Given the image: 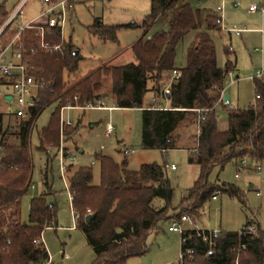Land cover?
Masks as SVG:
<instances>
[{"label":"trees","instance_id":"16d2710c","mask_svg":"<svg viewBox=\"0 0 264 264\" xmlns=\"http://www.w3.org/2000/svg\"><path fill=\"white\" fill-rule=\"evenodd\" d=\"M191 1L151 0L150 14L143 22L147 29L145 35L131 46L134 61L119 66L103 65L70 87L64 80L65 73L76 72L80 60L79 53L74 54V46L70 42L62 43L60 33L54 30L46 34L45 40L50 45L61 44V49H42L36 30L25 31L21 44L30 72L45 83L38 94V107L33 112L40 115L47 106L57 104L48 126L39 135L38 149L48 152L49 147L59 146L62 107L95 106L104 92L113 96L114 107L142 109L141 146L147 150L175 148V130L185 121L197 122V113L190 109L210 108L212 110L201 123L196 148L189 157L190 162L199 166V175L181 202L192 201L197 210L220 190L222 194L237 197L245 205L239 186L211 183L209 176L215 166L225 167L231 161L238 164L245 157L264 165V75L254 78V103L246 108L228 109V129L220 131L215 105L225 89L233 63L227 60L224 68L218 66L216 46L208 33L220 30L221 18L212 11L203 13L195 9ZM165 15L170 16L168 28L148 38L150 26ZM8 17L5 5L1 4L0 27ZM133 26L109 27L100 22L88 29L103 41H117L120 27ZM11 27L1 35L3 44L15 34L10 31ZM192 31L197 33L187 50L186 65L177 67V47ZM226 54L230 55L228 48ZM175 68L180 69L181 78L173 84L171 94L164 95L170 72ZM147 94L168 97L171 109H151ZM29 124L20 123L19 145L0 141L3 146L0 155V264H45L48 251L34 240L40 238L45 229L57 227V205L48 200V193L32 197L28 221L21 218V198L28 191L33 167ZM69 127L71 125L66 128ZM77 129L78 125L71 131ZM6 131L0 113V134ZM95 159L101 170L99 184L93 182L92 166H81L68 178L72 204L80 214L77 228L84 232L87 244L95 252L91 264H125L128 259L147 253V238L161 220H179L184 211L168 216L173 188L165 171L167 163L165 166L146 163L138 170H130L126 161L118 164L102 154H97ZM156 199H162L165 204L155 207ZM89 214L94 217L87 223ZM257 226L256 233L222 231L213 248L197 236L195 230H189L184 234L188 241L181 244L184 257L179 264H264V231L259 224ZM187 249H192L193 254H186Z\"/></svg>","mask_w":264,"mask_h":264},{"label":"rangeland","instance_id":"374dc122","mask_svg":"<svg viewBox=\"0 0 264 264\" xmlns=\"http://www.w3.org/2000/svg\"><path fill=\"white\" fill-rule=\"evenodd\" d=\"M234 3L237 5L235 6ZM5 5L9 16L20 6L23 18H18L19 24H24L34 19L42 10L41 0H0V5ZM70 8L67 14V23L64 32V42L71 43L80 55L79 68L74 73H65L64 80L67 86H71L82 78L91 69L98 65L127 64L134 61L131 46L143 35L147 29L143 27L145 18L151 11V0H70ZM197 6L216 9L218 0H196ZM250 6L258 9L250 11ZM264 0H225L224 9L220 12L222 17V29L212 30L210 35L216 46L218 66L224 68L227 59L237 61V68L233 71L236 82H225L226 94L230 96L229 102L224 108L222 102L216 109L221 116L219 127L228 123V110L230 106L246 108L254 103L253 78L264 70ZM7 21V20H6ZM14 22L12 28H16ZM109 27H119L134 24L133 27H120L117 30V41H103L89 31L99 23ZM6 22L0 27H4ZM161 20L150 26L148 32L154 34L162 26ZM197 31L187 34L177 47L175 65H186L187 50L195 40ZM232 52L229 56L226 49ZM116 60H109V59ZM238 77V78H237ZM105 93V92H104ZM102 93V94H104ZM106 94V93H105ZM150 99V94L146 95ZM99 105H114L112 95L100 99ZM217 105V104H216ZM63 110L62 117L72 123L71 127L64 129L63 142L60 135L58 147H49L50 161L47 180L52 186L55 196L48 199L57 205V227L44 230L42 238L51 256V264H91L96 255L94 250L87 245L85 235L77 229L71 210V201L67 193L65 182L61 179L59 151L63 147L66 154V146L71 148V159L67 162L76 166H92L94 184L100 183V164L95 156L102 154L112 158L116 163H127L130 170H138L142 164L157 163L165 166L166 163L174 164L176 170L165 168L170 185L173 188V198L168 210V216L184 211L195 219V225L184 222L187 228L220 229L222 231H238L250 220L261 225L264 231V172L259 173L253 169L248 171L242 168L241 163L229 162L225 167L215 166L209 181L211 183H230L239 186L244 194L246 204H242L237 197L222 194L218 200H209L203 207L195 210L192 201L181 202L187 189L191 188L199 175V166L189 161L193 148L197 145L195 122L185 121L176 130L175 134L184 136L187 147H175L167 153L159 149H143L142 144V112L140 108H83ZM57 104L47 106L39 115L35 126L29 134V150L32 156V183L36 184L21 198V218L28 221L30 212V200L46 191L44 185L47 155L39 151V135L43 128L47 127ZM0 112L4 117V131L9 125H13L11 136L0 134V141L8 145H19L18 132L19 121L15 120V107L8 105L0 99ZM61 118V110H60ZM111 123L114 131L106 134V125ZM60 125V121H59ZM78 125L76 131H71ZM69 132V133H68ZM129 150V154H125ZM254 168V164L252 165ZM241 170L240 178L235 174ZM261 195H257V191ZM162 199L154 201L155 207L164 205ZM193 212L196 215L193 216ZM201 214V215H200ZM199 216V217H197ZM171 223L168 219L161 220L155 230L147 238L148 251L143 256L132 257L125 264H179L181 254V234L170 232ZM75 226V227H74ZM73 227V228H72ZM69 255V259L63 258V253Z\"/></svg>","mask_w":264,"mask_h":264},{"label":"built area","instance_id":"2783aa9c","mask_svg":"<svg viewBox=\"0 0 264 264\" xmlns=\"http://www.w3.org/2000/svg\"><path fill=\"white\" fill-rule=\"evenodd\" d=\"M44 7L40 14L33 20L26 22L24 24H18L17 27L10 28V31H15L14 36L11 39H8L6 44L2 43L1 35L3 31L10 25H13L14 22L18 20V18H23V11L22 8L19 6L7 19L6 24L0 30V99L2 102L13 105L15 107L14 117L16 121L21 122H30L29 124V132L33 129L36 124V121L39 117L38 113L33 112L34 109L38 107L39 92L44 88L45 83L43 81L38 80L29 69V62L26 59L22 48V35L25 31L34 29L36 30V34L39 38V44L42 49H52V50H60L61 44L58 45H50L46 42L45 37L46 34L52 33L54 30L60 33L62 43L64 40V32L65 26L67 23V14L69 8L71 6L70 0H41ZM225 0H220V6L218 10L220 12L224 9ZM258 8L256 6H251L250 10L254 11ZM150 38V36L148 37ZM35 50L32 49V53ZM264 75V71L261 70L254 78L262 77ZM181 78V71L178 68L173 69L170 72V77L168 84L165 86L163 90L164 95H170L173 84H176ZM227 78L229 79L230 83L236 82V78L233 76V72L229 71L227 74ZM253 78V79H254ZM224 91L222 92L221 98L219 99L218 103L223 102L224 98ZM6 96L11 97V101L6 100ZM156 98H153V102ZM216 107V105H215ZM72 108H79V107H72V106H65L61 108V118H60V135L64 136V129L65 127L71 125V122L65 120L62 117L63 110L72 109ZM81 108H90L81 107ZM151 109H159L153 106ZM197 113V137L201 131V123L205 120L206 115L212 109L210 108H193L190 109ZM2 114V112H0ZM3 115V114H2ZM20 126V124H19ZM18 126V127H19ZM20 128V127H19ZM13 130V125L8 126V130ZM112 130L111 125L108 126V132L110 133ZM3 146L0 144V155L2 153ZM164 152L166 150H163ZM129 150H125V154H129ZM67 159H71L65 154L64 148L62 147L59 151V161H60V168H61V177L66 185V191L69 195L71 201V210L73 212L74 220L77 222L80 219V214L74 209L72 204V193L69 188L68 181L66 180V169L69 166L70 162H67ZM241 165L247 167L250 165L249 158L245 157L241 162ZM167 167L171 169H175L176 166L174 164H167ZM254 170L263 173L264 172V165L262 163H255ZM236 177H239L237 174ZM28 187L34 188V184L29 183ZM222 195L220 190H217L215 194L212 196L211 200H218V197ZM257 195H261V191H257ZM90 212V210H88ZM184 222H189L190 224L195 225L194 217L184 214L180 217L179 220L173 219L171 225L169 226V231L177 232L181 234V241L182 243H186L188 239L184 236V234L189 230H195L197 236L201 237L202 240L208 244L210 248L216 246V240L221 236L222 230L220 229H198V228H187L183 226ZM75 227V226H74ZM243 230V231H242ZM258 230L257 224L254 222L253 218H250L249 222L244 226L240 233H256ZM37 244H43L46 248L42 235L40 238L34 240ZM47 249V248H46ZM49 254V253H48ZM186 254L192 255L193 250L187 249ZM64 257L67 259L69 258L68 254L64 253ZM184 257V252L180 254V260ZM52 259L49 254L48 261L45 264H51Z\"/></svg>","mask_w":264,"mask_h":264},{"label":"crops","instance_id":"0c3cea01","mask_svg":"<svg viewBox=\"0 0 264 264\" xmlns=\"http://www.w3.org/2000/svg\"><path fill=\"white\" fill-rule=\"evenodd\" d=\"M196 0H192L191 1V4H192V6L195 8V9H199V10H201L203 13L205 12V13H207V12H209V11H212V12H214L217 16H219L220 18H221V28H220V30L222 29V17L219 15L220 14V11L218 10V7L220 6V0H218V2H219V4H218V6L216 7V9H213V8H207V7H203V6H197V5H195L194 4V2H195ZM43 4V3H42ZM234 5L236 6L237 4L236 3H234ZM42 7H44V5L42 6ZM251 7V6H250ZM43 9V8H42ZM42 11V10H41ZM40 11V12H41ZM251 11V10H250ZM40 12L38 13V15L40 14ZM262 13L264 14V10H262ZM37 15V16H38ZM36 16V17H37ZM202 16H204V14H202ZM35 17V18H36ZM34 18V19H35ZM33 20V19H32ZM159 20H161V22L163 23L162 24V26H160V28H159V30H166L167 28H168V26H169V21H170V16L169 15H165V16H163V17H161V18H159ZM158 20V21H159ZM29 21H31V20H29ZM29 21H27V22H29ZM157 21V22H158ZM17 22V21H16ZM19 22V21H18ZM17 22V25L19 24ZM156 22V23H157ZM17 27V26H16ZM158 30V31H159ZM208 33H209V35H210V31H208ZM151 35H152V33H149V35H148V37L150 36L151 37ZM211 36V35H210ZM141 38V37H140ZM137 40H139V39H137ZM229 49V48H228ZM229 51H230V54H232V52H231V50L229 49ZM109 60H116L115 58L114 59H109ZM227 60H230L232 63H233V68L230 70V71H234L236 68H237V61H236V59H235V61H233V60H231V59H227ZM119 65H124V64H118V65H116V66H119ZM102 65L100 64V65H98L96 68H94V69H91L88 73H86L82 78H84L85 76H87L88 74H90L91 72H93V71H95L96 69H98V68H100ZM264 71V70H263ZM82 78H80V79H82ZM238 78V77H237ZM80 79H78L77 81H79ZM76 81V82H77ZM76 82H74L73 84H71V86L72 85H74ZM253 82H254V79H253ZM254 84V83H253ZM70 87V86H69ZM225 94H226V91L224 92V96H225ZM108 96H110V94L109 93H104L103 95H102V97H101V99L102 98H107ZM229 96V95H228ZM153 98H156V100L153 102L152 100H153ZM229 100H230V96L228 97V100H227V102H225V100H224V98H223V104H221V105H223L224 106V108H226L227 107V103L229 102ZM98 102H100V101H98ZM98 102L95 104V106H93V104H90V105H88V106H90V108H108V109H114V108H117V107H114V105H112V106H105L104 104H101V105H99L98 104ZM150 102H151V104H152V106H155L156 108H159V109H171L170 108V103H169V99H168V97H166V98H157V97H154L153 95H151L150 94ZM220 105V103H217V105H216V109L218 108V106ZM162 106V107H161ZM235 107H232V106H230V108L229 109H234ZM72 109H76V108H72ZM78 109H80V108H78ZM81 109H83V108H81ZM66 110H70V109H66ZM228 110V109H227ZM141 112H142V109H141ZM228 112V111H227ZM217 113V112H216ZM216 118H217V123L220 121V119H221V116L219 115V114H216ZM60 121V120H59ZM71 125H72V123H71ZM109 125H111V123H107V125H106V134L107 135H111L112 133H113V131H114V128H113V126L111 125V127H112V130H111V132L109 133L108 132V126ZM194 126H196L195 127V131H197V122L194 124ZM3 128H4V117H3ZM218 128H219V130L220 131H226L227 129H228V123H224V125H223V127H219V124H218ZM18 134H20V128L18 127ZM6 130H8V128L6 129ZM5 130V131H6ZM8 133V135L9 136H11L12 134H14L13 133V130H11V129H9L8 131H6V133L5 134H7ZM196 135H197V133H196ZM20 137V136H19ZM174 137H175V146L176 147H184V148H186L187 149V147L185 146V145H188L187 144V140L184 138V136L182 135V136H180L179 134H175V132H174ZM198 139V137L196 136V140ZM195 148L196 147H194L193 148V150H195ZM66 149H67V151H66V154H67V156L68 157H70L71 156V148H70V146H66ZM49 150V149H48ZM40 151V150H39ZM41 152V151H40ZM162 152H164L163 150H162ZM168 152V150H166L164 153H167ZM45 153V152H44ZM125 153V152H124ZM46 155L48 154H50V150H49V152L48 153H45ZM48 155H47V162H46V168H45V171L43 172V176H44V179H45V182H44V185L46 186V191H44L43 193H48V197L49 196H55L56 195V193L55 192H53V189H52V186L50 185V183H49V181L47 180V172H48V167H49V164H50V161H48ZM51 155V154H50ZM249 162H250V165L249 166H247V167H244V166H242V168L243 169H246V170H248V171H253V167H252V165L253 164H255L254 163V161L253 160H250L249 159ZM168 164V163H167ZM83 166V165H82ZM85 166V165H84ZM79 167H81V166H76V165H74L73 163H70L69 164V166L67 167V169H66V173H65V176H66V180L68 181V178H69V175L72 173V172H74L77 168H79ZM168 168H170V167H168ZM172 170H176V168L175 169H172ZM239 175V177H236V175ZM240 174H241V170H238L237 172H236V174H235V177L236 178H240ZM61 179H62V177H61ZM63 180V179H62ZM29 183H32V176H31V178H30V182ZM32 184H34V188H31V187H28V191L30 190V188L31 189H35L36 188V184L35 183H32ZM68 184H69V181H68ZM66 190V189H65ZM27 191V192H28ZM42 193V194H43ZM41 195V194H40ZM49 200V199H48ZM50 201V200H49ZM50 202H52V201H50ZM54 203V202H53ZM20 212H21V205H20ZM201 215V214H200ZM197 217H199V216H197ZM169 220V222L171 223L172 222V218L171 219H168ZM259 224V223H258ZM259 226L261 227V225L259 224ZM56 228V227H55ZM73 228V227H72ZM47 229H49V228H47ZM77 229H79V228H77ZM46 230V229H45ZM82 231V230H81ZM83 232V231H82ZM171 232V231H170ZM83 234H84V232H83ZM85 235V234H84ZM85 238H86V236H85ZM87 241V240H86ZM88 245V244H87ZM89 246V245H88ZM92 248V247H91ZM93 249V248H92ZM65 253V252H64ZM64 253H63V258L64 259H66L65 257H64ZM67 259H69V258H67ZM54 262V261H53ZM52 262V263H53Z\"/></svg>","mask_w":264,"mask_h":264},{"label":"water","instance_id":"95a60500","mask_svg":"<svg viewBox=\"0 0 264 264\" xmlns=\"http://www.w3.org/2000/svg\"><path fill=\"white\" fill-rule=\"evenodd\" d=\"M74 54H78V51L75 50V51H74ZM228 97H229V96H228L227 94H225V96H224V100H225V102H227ZM6 100L11 101V97H10V96H6ZM93 217H94V214H89V215L86 217V222L89 223L90 220H91Z\"/></svg>","mask_w":264,"mask_h":264}]
</instances>
